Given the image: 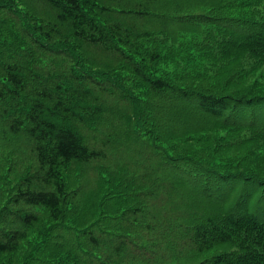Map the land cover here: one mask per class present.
Here are the masks:
<instances>
[{
  "label": "trees",
  "instance_id": "1",
  "mask_svg": "<svg viewBox=\"0 0 264 264\" xmlns=\"http://www.w3.org/2000/svg\"><path fill=\"white\" fill-rule=\"evenodd\" d=\"M188 1L0 0V264H264V0Z\"/></svg>",
  "mask_w": 264,
  "mask_h": 264
},
{
  "label": "rangeland",
  "instance_id": "2",
  "mask_svg": "<svg viewBox=\"0 0 264 264\" xmlns=\"http://www.w3.org/2000/svg\"><path fill=\"white\" fill-rule=\"evenodd\" d=\"M150 1L152 2V0H150ZM192 2L193 1H188V0H158V2H156V3H159L162 7H167L169 10L172 11L168 14H178L179 8L183 9L184 7H187ZM156 3H155V5H156ZM140 21H142L143 27H147L150 25V26H152L153 31H156V30L163 28V29H165V31L167 33L172 34L174 38L178 34L184 32L186 30H190V31L195 30V28H193L191 25H182V24L175 22L173 19L167 21L166 19L160 20V18L155 19L154 17H148V18H142L141 20L138 19L136 24L139 25ZM159 23H162V24L159 25ZM184 34L190 35L191 33L190 32H184ZM167 60H168V62H174L175 63L177 59L173 58L171 55H167ZM169 67L171 68V66H169ZM122 121H125V120H122ZM85 132L88 135H91L92 136L91 138H94V139L96 138V140L100 139L99 135H101V134L98 133V131L96 133H92L88 129V130H85ZM218 132L219 131H215V133H214L217 140H219V137H217L219 135ZM211 133H213V131L209 130L207 136L210 137ZM198 136H199V134H196V140H197ZM204 137L205 136H202L201 139L203 140ZM178 144H180V142H178ZM195 144H196V146H195L196 150L201 151L197 148V146H198L197 141L195 142ZM218 145H219V153H220L219 155L231 156V154H236L238 156L244 157V154H242V153H239V152L235 153L236 149H239L238 147L226 149V147H221L220 144H218ZM179 147H182V146H179ZM117 149L120 150L117 146L113 149L115 151V154H117L115 156H118V154H119ZM110 152H111V150H109V153ZM125 160H126V158L123 159V163L125 162ZM85 175L86 176H81V180H79V178L76 176V173H71L70 174V188L76 190L77 191L76 195L79 197L83 194V196L81 198V203H78L77 205L83 206L84 209L78 208L76 210H77V217L83 218V221L87 222V221H90L94 218V212H93L94 202H97L98 200H104L105 196H104V192L93 191L95 189V187L98 186V179L99 178L98 177L93 178L94 172H93L92 168L85 170ZM70 243L72 244V243H76V242L70 240ZM31 246L32 245L30 243H27L26 245H23L22 250H20L16 253H13L12 255H9L7 257H4L3 260H4L5 264H22L27 253L30 252Z\"/></svg>",
  "mask_w": 264,
  "mask_h": 264
}]
</instances>
